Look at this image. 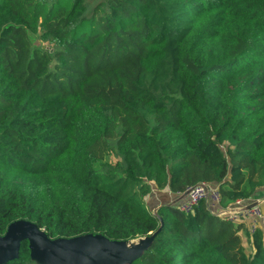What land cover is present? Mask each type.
<instances>
[{
  "label": "trees",
  "instance_id": "obj_1",
  "mask_svg": "<svg viewBox=\"0 0 264 264\" xmlns=\"http://www.w3.org/2000/svg\"><path fill=\"white\" fill-rule=\"evenodd\" d=\"M264 188V0H0V235H155L131 264H264V230L154 188ZM250 245L247 253L243 237ZM6 264H37L27 241Z\"/></svg>",
  "mask_w": 264,
  "mask_h": 264
},
{
  "label": "water",
  "instance_id": "obj_2",
  "mask_svg": "<svg viewBox=\"0 0 264 264\" xmlns=\"http://www.w3.org/2000/svg\"><path fill=\"white\" fill-rule=\"evenodd\" d=\"M154 236L144 237L142 247H129L130 241L109 240L100 234L51 238L37 224L18 220L0 235V264L16 260L24 241L29 244L31 259L40 264H131L150 247Z\"/></svg>",
  "mask_w": 264,
  "mask_h": 264
},
{
  "label": "built area",
  "instance_id": "obj_3",
  "mask_svg": "<svg viewBox=\"0 0 264 264\" xmlns=\"http://www.w3.org/2000/svg\"><path fill=\"white\" fill-rule=\"evenodd\" d=\"M187 192V196L178 207L181 213L192 214L195 208L204 201L213 215L223 214V212H219L223 207H221V193L218 185L201 182L187 189ZM244 203L240 200L233 205L240 206V216L247 222L250 234H254L255 231L261 229L264 223V211L262 209L264 200H254L249 205H244ZM223 209L229 210V206Z\"/></svg>",
  "mask_w": 264,
  "mask_h": 264
},
{
  "label": "rangeland",
  "instance_id": "obj_4",
  "mask_svg": "<svg viewBox=\"0 0 264 264\" xmlns=\"http://www.w3.org/2000/svg\"><path fill=\"white\" fill-rule=\"evenodd\" d=\"M156 189V188H155ZM155 191H160V190H158V189H156ZM152 194L153 193H150V195H148V196H146V198H147V201H146V198H145V202L147 203L148 202V205H151L152 204V200L150 199V198H152L151 196H152ZM258 195H261V196H258ZM176 196L177 197H179V198H182L183 197V194H176ZM156 200V199H155ZM155 200H154V202H153V204L152 205H154V203H155ZM254 200H264V188H263V190L261 191V192H259L256 196H254V198L252 199V201L251 202H253ZM168 206H170L169 204H167ZM244 205H248V204H245L244 203ZM155 206V205H154ZM152 207V206H151ZM173 208H177V207H175V206H172ZM160 208V207H159ZM239 208H240V206H238V205H230L229 206V210H226V209H223V208H221L220 209V211L219 212H223V214H220L219 216H216L217 218H224V219H228V220H231V221H233L234 223H240V222H243L244 223V225L247 227V222L246 221H244V218H241V216H240V212H239ZM262 209H263V211H264V204H263V206H262ZM157 212H158V210H155V214H157ZM261 229H264V223L262 224V227H261ZM146 238H138V239H136V240H131L130 242H129V247L131 246V245H137L138 247H142V246H144L145 245V243H146V240H145ZM243 241H244V245H245V247H246V251H247V253H250V245L248 244V242H247V240H246V238H245V236L243 237ZM37 264H40V263H37ZM124 264H128V263H124Z\"/></svg>",
  "mask_w": 264,
  "mask_h": 264
},
{
  "label": "crops",
  "instance_id": "obj_5",
  "mask_svg": "<svg viewBox=\"0 0 264 264\" xmlns=\"http://www.w3.org/2000/svg\"><path fill=\"white\" fill-rule=\"evenodd\" d=\"M155 190H156L155 188L152 190L151 193H153V194L151 196L152 198H150L152 200V204H153L154 200L156 199L155 203H154L155 206L152 204L148 205V202L146 203V206H147L149 212H151L154 215H156L154 213L155 210H158L159 207H161V206H165V205L168 206L167 204H169L171 207L175 206L178 208L179 205L184 201V198H185V197H182V198L177 197L176 194L172 193L168 189L160 190V191H155ZM258 196H261V195H258ZM146 201H147V198H146ZM251 201L252 200H246L244 202H245V204L249 205L252 203Z\"/></svg>",
  "mask_w": 264,
  "mask_h": 264
}]
</instances>
